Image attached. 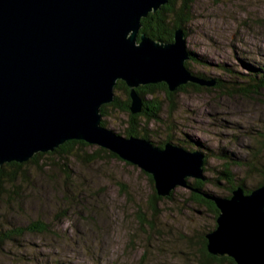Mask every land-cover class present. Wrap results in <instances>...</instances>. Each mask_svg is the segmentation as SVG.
<instances>
[{
	"label": "water",
	"instance_id": "water-1",
	"mask_svg": "<svg viewBox=\"0 0 264 264\" xmlns=\"http://www.w3.org/2000/svg\"><path fill=\"white\" fill-rule=\"evenodd\" d=\"M169 0H0V165L25 162L71 139L106 148L139 166L161 196L188 178L206 179L201 151L121 135L102 124L115 86L130 89L132 113L143 110L138 87L176 91L193 75L186 34L155 40L142 18ZM219 209L208 250L237 264H264V184L230 196L205 193Z\"/></svg>",
	"mask_w": 264,
	"mask_h": 264
},
{
	"label": "rangeland",
	"instance_id": "rangeland-1",
	"mask_svg": "<svg viewBox=\"0 0 264 264\" xmlns=\"http://www.w3.org/2000/svg\"><path fill=\"white\" fill-rule=\"evenodd\" d=\"M192 13L194 19L190 27L187 26L190 30L186 35L187 49L197 57L190 62L192 69L224 75L215 67L221 62L237 64L235 55L264 62V0H194ZM210 88L189 86L186 91L178 92L172 113L165 106L163 125L152 120L150 131L152 139L158 141L165 137V131L171 126L170 135L177 144L180 137L194 144L200 142L202 146H197L208 155L204 173L212 182L222 165L221 156L230 155L235 161V158L249 154V146H253L254 137L264 124V96L228 94ZM119 95L126 97L125 93L119 92ZM154 95L168 105L164 88L157 89ZM108 110L106 126L117 132L124 129L128 114L112 107ZM260 161L264 163V158ZM120 162L84 168L75 161V180L84 184V189L75 192L78 199L73 201L69 195L74 196V190L69 188L67 191L65 178L56 167L42 171L35 164L31 165L29 183L34 187L22 183L20 196L11 204L3 197L4 202L0 203L2 227L26 225L38 216L56 221L62 207L67 208V215L56 221L55 236L31 232L18 237L15 242L5 243L11 246L0 249V264H40L41 259L49 257L69 264H140L145 243L146 264H182L187 246L182 243L180 247L179 233L183 235L205 228L204 225L213 220L208 214L203 215L204 207L194 211L189 208L195 205L185 202L190 189L179 185L172 189L174 199L160 204L165 212L155 220V226L173 233L165 251L157 248L158 241L153 232L142 228L137 221V203L142 202L146 207L152 185L139 166ZM237 165L232 166V171L244 177L248 175L243 166ZM256 178L260 179L258 172L248 175L244 182L250 186L256 183ZM121 179L128 183L131 194L126 196L115 184ZM210 182L206 185L208 189L222 193ZM54 183L57 185L53 186ZM67 201L74 204L68 205ZM27 252L31 253L33 261L29 258V263H23L21 255Z\"/></svg>",
	"mask_w": 264,
	"mask_h": 264
},
{
	"label": "trees",
	"instance_id": "trees-1",
	"mask_svg": "<svg viewBox=\"0 0 264 264\" xmlns=\"http://www.w3.org/2000/svg\"><path fill=\"white\" fill-rule=\"evenodd\" d=\"M193 2L194 0H169L168 3L162 5L160 9L153 11L149 13L147 17L142 18L141 31L145 32L148 36L155 40L165 42H172L174 40L177 29H183L185 34L188 35V27H190V24L194 19V15L192 13ZM190 55V59L185 62L186 67L199 79L211 82V85H209L210 87L218 88L222 92H227L228 94L264 96L262 95L264 94V62H257L253 58L250 59L235 55L234 58H237V64H226L224 62L217 64L215 68H219L225 73L224 75H219L211 74L206 69H192L190 62L192 63V60L197 59V57L194 53H192V51H190ZM200 61L205 62L204 60ZM203 64L205 66V63ZM189 86L196 87L197 89H211L208 85H201L194 82L181 85L176 91H170L168 85L164 82L141 85L137 90L143 98V110L140 113L134 114L130 110L132 102L130 89L124 81L119 80L115 86V100L102 106V124L105 126L107 125L106 117L110 114L108 109L109 107H112L115 110L127 113L129 116L126 127L118 132L121 135L146 138L159 147H164L165 144L172 143L174 145L185 147L191 151L197 150L195 148L200 149V147L197 146L200 142H195L196 144H194L193 142H188V139L182 137L178 139V144L174 142V138L170 135L173 129L171 126H168V131H165L166 135L163 139L155 141L151 137L150 124L152 123V120L163 125L162 121L165 120L162 116V113L165 111L164 107L167 106L169 111L172 113L176 105L175 99L177 93L180 91H186ZM159 88H164L166 90V97L169 101L168 105H165L162 99H159L157 95H154L156 90ZM116 91H118V93H116ZM119 92L125 93L126 97L123 98V96H120ZM254 140L255 142L252 144L253 146H249V154L244 158L239 156V158H235V161H232L230 155L221 156L223 159L222 165L216 172L217 176L212 182H210L205 173L206 179H187L190 195L186 198L185 202L195 204L194 206L189 207L192 211L196 208L198 209L204 207L205 210L200 211L204 213L203 215L208 214L213 222L211 221L210 223L205 224V228H198V230L194 229L193 231L186 232L183 235H180L179 233L178 243H180V247L182 246V243H185L187 246V250L183 253L184 261H182V264H237L230 256L220 257L212 254L208 250V240L206 234L217 226L216 220L219 215V209L215 203L211 199L205 197L204 194L215 193L220 196H230L238 187H241L246 193H250L256 187L264 184V163H261L260 161L261 157L264 158V124L259 127V133L254 137ZM199 145L202 146L201 144ZM199 151H201L205 156V164L203 168L206 170L208 155H206V151L203 149H200ZM119 160L123 161L124 165H129L128 162L124 161L116 153L106 148L89 144L84 140L71 139L55 148L53 151L36 153L28 161H12L4 163L3 165H0V203L4 202L3 197L7 198V202L9 204L16 201V198L20 196L22 183H27V185L34 187L32 183H29L31 182V178L28 175V169L31 165L35 164L37 167H40L42 171L45 169L51 170L53 167H56V169L60 171L59 173H61L65 178L64 185L67 188V191L69 188H73L74 196L69 195L73 201L78 199V196H75V192L79 190L83 191L84 189V184L81 185L75 180L77 178L74 174L76 170L75 161L83 165L84 168H91L96 164L99 165L102 163L106 165L114 161L120 162ZM235 164H238L237 166H243L248 175L258 172L260 174V179L256 178V183L248 186L244 182V178H247L248 175H245L244 177L243 175H239V173L232 171V166ZM143 172L152 185V193L146 199V207L142 204V202L137 203V221L142 228H146L147 230L153 232V237L158 241L157 248H161V250L165 251L167 242L171 239L172 231L166 228L160 229L155 226V220L159 216H163L165 212L164 209H161L160 204L167 200L172 201L174 199L173 191L167 197L159 195L155 187L153 176L145 171ZM99 173H102L100 169ZM18 181H21V183H17ZM208 182L215 186L217 185V188L221 189L222 193L219 194L208 189L206 187ZM115 184L119 186L121 192L126 196L132 193L128 183L124 179L116 180ZM55 185H57V183L53 184V186ZM67 203L68 205L74 204L69 203L68 201ZM182 204L183 203H181V206ZM67 211V208L62 207L61 211L57 213V217L55 218L56 221L66 217ZM56 221L52 218L44 219L43 217L38 216L30 219L26 225L9 227L6 229L2 227V224H0V249H2L3 246H11L5 243L15 242L18 237H22L25 233L32 232L42 235L55 236V229L57 227ZM145 244L144 254L139 261L140 264L147 263V244ZM194 245H198L199 247L195 248ZM30 254L28 252L27 254L23 253V255H21V262L29 263V258L33 261V257ZM43 259H41V261H43ZM42 264L69 263L61 262L56 258L49 257L48 259H44Z\"/></svg>",
	"mask_w": 264,
	"mask_h": 264
},
{
	"label": "bare ground",
	"instance_id": "bare-ground-1",
	"mask_svg": "<svg viewBox=\"0 0 264 264\" xmlns=\"http://www.w3.org/2000/svg\"><path fill=\"white\" fill-rule=\"evenodd\" d=\"M114 130V129H113Z\"/></svg>",
	"mask_w": 264,
	"mask_h": 264
}]
</instances>
